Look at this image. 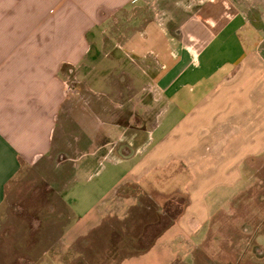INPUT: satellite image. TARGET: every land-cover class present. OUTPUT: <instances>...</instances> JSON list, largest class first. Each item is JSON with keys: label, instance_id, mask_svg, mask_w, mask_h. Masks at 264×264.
<instances>
[{"label": "crops", "instance_id": "1", "mask_svg": "<svg viewBox=\"0 0 264 264\" xmlns=\"http://www.w3.org/2000/svg\"><path fill=\"white\" fill-rule=\"evenodd\" d=\"M263 165L264 0H0V225L22 264L96 236L92 264H199ZM27 168L47 186L13 204Z\"/></svg>", "mask_w": 264, "mask_h": 264}, {"label": "rangeland", "instance_id": "2", "mask_svg": "<svg viewBox=\"0 0 264 264\" xmlns=\"http://www.w3.org/2000/svg\"><path fill=\"white\" fill-rule=\"evenodd\" d=\"M44 9L45 6L43 11ZM90 39H96L95 31L91 33ZM249 183V190L235 198L232 209H221L215 214L210 226L209 237L204 242L208 249L203 248L196 252L199 264H264V165L260 167L258 176L251 177ZM9 185V200L16 204L24 199L27 200L28 195H31V200H33L34 195L31 192L37 187L47 186V182L41 178L38 170L27 168ZM40 196L36 198L43 199V196ZM147 216H152L151 211ZM110 222L114 221L110 220ZM1 227L0 225V264H22L19 260L23 258H19L17 248L10 249L8 246L12 243L8 245V240L1 237ZM95 235L96 233L91 238L94 239ZM88 243L84 257H77L76 254L71 255V252H68L67 256L59 255L58 261H65V264H92V261H97L95 254L101 251L105 241L99 240L96 236ZM38 251L26 257V264H40L45 261L42 258L39 262V258L36 257ZM126 253V250H123L119 256L118 254L115 256L107 251V257L109 254L112 257H108V262L103 261L102 264L115 261Z\"/></svg>", "mask_w": 264, "mask_h": 264}]
</instances>
